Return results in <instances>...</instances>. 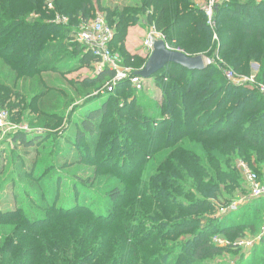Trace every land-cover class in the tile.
Listing matches in <instances>:
<instances>
[{
	"label": "trees",
	"instance_id": "16d2710c",
	"mask_svg": "<svg viewBox=\"0 0 264 264\" xmlns=\"http://www.w3.org/2000/svg\"><path fill=\"white\" fill-rule=\"evenodd\" d=\"M51 5L47 0H0V69L8 68L15 87L0 83L2 109L5 98L14 97L18 102H13V107L25 103L35 107L38 115L48 111L54 117L59 99L49 97L45 90L52 87L38 75L54 70L60 53L71 49L84 65L97 62L76 38L81 21L93 16V0H51ZM258 8L264 10V0H227L215 9L213 26L207 24L203 6L194 0H138L133 6L116 4L104 11L106 23L114 31L109 45L117 42L119 64L134 73L143 67L147 55L128 51L125 37L141 17L146 26L154 25L169 44L188 55L209 56L207 49L215 48L212 34L217 33L221 37L219 52L224 58L231 55L236 59V70L247 59L264 61V26L249 20ZM56 13L67 16L68 21L57 23L53 20ZM252 36L260 42L258 58L251 47L244 46ZM215 66L210 63L202 70H188L168 63L149 77L160 89L162 100L159 103L149 98L144 107L151 103L155 110L139 113L143 123H148L143 130L148 134L138 146L131 147L145 157L134 167L138 172L122 175L117 169L93 163L99 168L95 172L109 169V175L123 177V188L108 186L106 199L114 207L108 204L80 213L82 198L78 200L73 194L55 206L52 199L57 192L53 189L46 198L51 206L38 201L44 211L41 220L34 219L27 206L0 210V264H210L225 254L237 255L240 248H234L236 240L246 233L259 235V247L252 248L247 258L241 256L239 264H264V200L251 199L244 208L248 214L236 220L229 214L214 216L219 208L230 207V192L239 186L234 160H245L264 184V97L257 91L230 86ZM114 71L106 67L86 82L100 84ZM32 79L40 89L27 97L24 83ZM258 79L264 84V67ZM128 86L140 92L125 79L111 94ZM105 97L82 105L72 136L67 134L74 148L68 145L66 154L77 152L71 160L80 159L81 143L94 158L103 148L107 149L103 153L113 152L121 135L115 133V142L103 141L105 132L115 131L108 128L110 123L104 126L112 100ZM141 106L137 105V112ZM114 108L126 117L122 122L125 127L118 130L127 131L126 125L136 114L126 112V106L119 103ZM158 108L161 113L155 114ZM43 126L49 128L50 124ZM41 135L37 131L29 139L26 132L17 131L14 139L26 147ZM63 154L59 148L54 156L58 159ZM47 165L52 168L49 162ZM37 187L31 188L37 193ZM241 209L238 206L232 213ZM214 235L225 237L227 244H215Z\"/></svg>",
	"mask_w": 264,
	"mask_h": 264
},
{
	"label": "rangeland",
	"instance_id": "374dc122",
	"mask_svg": "<svg viewBox=\"0 0 264 264\" xmlns=\"http://www.w3.org/2000/svg\"><path fill=\"white\" fill-rule=\"evenodd\" d=\"M72 1L75 2V0ZM224 1L227 2V0ZM137 3L138 0H93V16L102 14L106 19L105 7H113L116 4L119 6H133ZM58 14L59 13L55 14L53 20L56 21ZM142 19V17L139 18L134 25L128 28L125 41L127 40L130 30L135 39L139 42L143 40L148 26H146ZM249 20L254 24L258 23L261 27L264 26V10L259 8L254 9V13L249 17ZM57 34L62 37L61 33ZM242 36V34L239 35V38ZM211 42L214 43L215 48L213 47V49H211V47H209L207 51L209 50L210 54L209 56H205V58L211 61V65H216L215 70L221 74L222 80L230 84V86H241L258 92L255 83H260L258 75L264 67V61L258 59V62H256L255 60L248 61L247 59L241 64L240 69L236 70V65H234L236 59H232L231 55L224 58L223 56H225V54L219 52L218 46L221 43V37H219L217 33L212 34ZM116 44L117 42L114 41L110 47L112 53L115 55L118 53ZM259 44L260 42L255 40L253 36L244 42V46L247 49L251 47L253 56L257 58L259 56ZM173 46L174 45H172V47ZM175 47L176 46H174V48ZM180 49L184 52L182 48ZM231 59L233 61H231ZM106 67L109 68L108 66L96 62L90 66L84 65L78 60L72 49L60 53V56L57 58L55 69L44 70L38 75L39 78L47 82V86L52 87V89L49 88V90L43 89L49 94V97H57L59 99L57 101L60 102L59 106L56 107L54 111L57 112V115L55 114L54 117L51 113H48V111L47 114L42 112L43 114L40 113L38 115V111L35 107H27L25 103H21L22 105L19 107H13V102L17 103L18 101H14V97L11 99L8 97L5 98L4 102L6 104L3 110L7 112V119L4 125L0 127V210L27 206L31 212V216L33 215V218L37 219V221L41 220L44 211L39 209L40 203L38 201L41 200L45 206H51V203H49L46 198H48L53 189L57 192L52 199V204L55 206L66 201L70 194H73L74 197L78 196V200L82 198V203L84 205L83 208L78 211L80 213H91V210H95L97 206L104 207L108 206V204L112 207L115 206V204H110L106 199L108 186L123 188L124 185L121 183L123 177L119 175H109V169H117L122 175L138 172L134 167L142 162L145 157L139 155L138 151L135 152L136 150L132 151L131 147L138 146L143 136H147L148 134L143 131L145 128H148V123H143L144 121L140 115H143L144 112H149L148 110L151 103H147L148 106L144 107L145 102L147 100L149 101V98H154L155 101L161 103L162 97L160 89L155 86L152 78L145 79L142 82L141 89H136V91L140 92H135L130 89L132 88L131 86H128L127 88L122 87L121 92L118 94H111L120 81L127 79L117 80L115 83L113 79L116 78V71H114V75L111 78H104L103 82L100 84L97 83L93 86L87 84V78H95ZM124 68L131 69L130 67L118 65L119 70H123ZM227 72H230L232 77L229 78ZM11 79L13 80L12 75L8 72V68L0 69V83H3L10 89L11 87L15 88ZM36 79H38V77H36ZM33 80L34 79L24 83L28 86H24V88L28 89L26 90L27 97L34 96L38 89H40L34 86ZM109 85H111V88L108 90ZM19 86L20 84L17 83V89ZM41 88L43 87L41 86ZM234 90L237 93V89ZM106 95L111 96L112 100L109 103V113L104 121V126L110 123L108 128H114L115 131L105 132L103 141L106 140L108 143L115 142L112 137L115 136L116 132L121 135L120 138L122 139L118 137L117 143L113 145L114 150L111 154H106L107 149L103 148V152L105 150L106 152H102L98 158L92 157L91 152H89L85 144L81 143L82 149L78 152L80 159L75 160L76 158H73V160H71L73 154H77V152L72 155L71 153L69 155L66 154V151L70 149L68 145L74 148V144L67 137V134L69 133L72 136L75 121L79 118L80 114L83 113L82 105L87 103V101L91 102L93 98L103 101L102 98ZM260 95L262 96V94ZM125 102L127 105H125ZM35 103L38 105V100H35ZM117 103H119L120 106H126V112L136 114V117L132 116V121H129L126 125L127 131L125 132H122V129L120 131L118 130L119 128L125 127V125H122V122L125 121L124 119H126V117L120 116V113L114 110V106ZM138 104H143L139 112H137ZM152 108L153 107L150 108L151 111L154 109ZM160 113V109H156L155 114ZM134 117L135 119L138 118V122H136ZM115 118L118 119L114 121ZM48 123L50 124V126H48L49 128H45L43 125ZM17 131L26 132L27 135H29V139L34 138L37 131L42 134V137L39 140H34V142H36L31 146L25 147L14 139ZM59 148H62V154L65 153L66 157L63 154V156L60 155L58 159L55 158L54 155L59 151ZM48 162L52 164L51 169L47 168ZM93 163L109 169H102L98 172L99 168L95 167ZM241 163L249 166L245 160L239 158L234 160L233 164L238 170L240 178L239 186L230 192V204L234 205L235 209L238 206H241L242 209L239 212L236 211L238 213H232L235 209L231 208L225 210L224 213L215 211L214 216H217V214H224V216L229 214L231 219L234 218L236 220L240 215L245 216L248 214L247 210H244V208L249 205L251 198L249 197L246 181L241 171ZM96 169H98L97 172H95ZM250 169L252 170L251 167ZM18 171L24 173L20 174ZM33 185L38 186L37 193L39 196L31 188ZM41 194H44L45 197L43 198ZM4 229L6 228L4 227ZM214 236H219L227 240L221 235ZM240 239L244 241L257 239L252 248L256 247L258 249L259 247V235L253 236L246 233V236ZM237 241L238 240H236V242ZM236 247L240 248L238 249L240 251L237 255L228 253L213 259L210 264H239V258L241 256L247 258L252 250L250 245H247V247L235 245L234 248ZM253 263L258 264L257 261Z\"/></svg>",
	"mask_w": 264,
	"mask_h": 264
},
{
	"label": "built area",
	"instance_id": "2783aa9c",
	"mask_svg": "<svg viewBox=\"0 0 264 264\" xmlns=\"http://www.w3.org/2000/svg\"><path fill=\"white\" fill-rule=\"evenodd\" d=\"M225 2L224 0H205L203 5V10L207 19V24L213 25V14L215 9ZM48 6L52 8L51 0H47ZM57 23L65 24L68 21L67 17H56ZM114 35L113 28H111L107 23L105 16L102 14H97L93 18L88 19L87 21L82 20L79 24V29L77 33V41L84 46L86 52H91L93 56L97 58L98 64L108 66L110 69L115 70L117 80L129 79L135 89L140 90L142 87L143 78L138 75L131 73V69L124 68L123 70L118 69L119 57L112 53L110 48V41ZM157 40H163L166 44V47L171 50L182 51L179 47H172L166 40L164 35L157 31L154 25H150L147 28L145 37L142 40V49L144 54L149 56L153 50V45ZM183 52V51H182ZM203 57V56H202ZM205 64H210L211 61L203 57ZM231 72V71H230ZM227 72V76L230 78L231 73ZM252 79V78H251ZM257 90L264 97V84L255 83ZM111 85L108 86V90L111 88ZM7 119V112L0 107V127H2ZM241 171L244 175L249 197L251 199H263L264 200V184L259 180L258 175L250 169L248 165L240 164ZM229 208L235 209L234 205H231ZM229 208H219V212L224 213L225 210ZM264 229V227H263ZM212 241L218 245L227 244V240L220 238L219 236H214ZM248 241L242 239L236 242V245L240 247L247 245Z\"/></svg>",
	"mask_w": 264,
	"mask_h": 264
},
{
	"label": "water",
	"instance_id": "95a60500",
	"mask_svg": "<svg viewBox=\"0 0 264 264\" xmlns=\"http://www.w3.org/2000/svg\"><path fill=\"white\" fill-rule=\"evenodd\" d=\"M168 63L178 64L188 70H202L208 65L201 55H188L179 50L168 49L163 40H157L143 67L135 71L134 75L147 79Z\"/></svg>",
	"mask_w": 264,
	"mask_h": 264
},
{
	"label": "crops",
	"instance_id": "0c3cea01",
	"mask_svg": "<svg viewBox=\"0 0 264 264\" xmlns=\"http://www.w3.org/2000/svg\"><path fill=\"white\" fill-rule=\"evenodd\" d=\"M194 1H195V3L197 5L202 7L204 5V1L205 0H194ZM125 43H126V47H127L128 51H130L131 53L144 54V51L142 49V40L139 42L137 39H135V37L133 36V33L131 32V30L128 33L127 40L125 41ZM256 240L257 239H253V240L248 241L247 245H250V248L252 249V247L254 246V243L256 242ZM247 245H245L244 247H247Z\"/></svg>",
	"mask_w": 264,
	"mask_h": 264
}]
</instances>
